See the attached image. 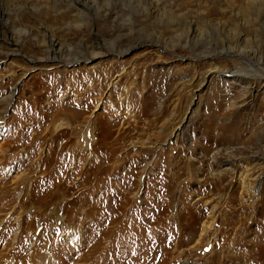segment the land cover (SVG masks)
<instances>
[{
    "label": "rangeland",
    "instance_id": "rangeland-1",
    "mask_svg": "<svg viewBox=\"0 0 264 264\" xmlns=\"http://www.w3.org/2000/svg\"><path fill=\"white\" fill-rule=\"evenodd\" d=\"M0 264H264V0H0Z\"/></svg>",
    "mask_w": 264,
    "mask_h": 264
},
{
    "label": "bare ground",
    "instance_id": "bare-ground-1",
    "mask_svg": "<svg viewBox=\"0 0 264 264\" xmlns=\"http://www.w3.org/2000/svg\"><path fill=\"white\" fill-rule=\"evenodd\" d=\"M67 18H69L67 15H63V16H56V17H53V18L51 17L48 20H49V24H60V23H63ZM131 46L132 45L128 46L127 48H124L123 50L120 51V53L122 54L124 51L130 49ZM101 47H98V48H101ZM87 49H88V47H87ZM94 49H96V47H94V46L90 47V49L87 51L86 57H84L82 59H84L85 61L86 60H90V59H92V58H94V57H96V56H98L100 54H103V52L112 53L113 55H115V53L112 52V49L111 50L110 49H105L104 51H100V50L99 51H94ZM56 57L58 59L57 61L58 62H62V64H63V62H71V61L72 62H76L79 59L78 57H75L73 59H68L67 60V59H64V58H62L60 56L59 57L56 56ZM216 70L217 71H220L219 69H216ZM228 72L230 73L229 75H231V74H234L235 72L239 73L240 70H238V69H232V70H230ZM214 216H215V212L213 210H211L209 212V215H208V219H210V221L207 220L208 222H206L207 224L204 226V228L202 227V229H201L202 231H205L206 232L207 230L210 229L211 225H213V223L215 222Z\"/></svg>",
    "mask_w": 264,
    "mask_h": 264
}]
</instances>
